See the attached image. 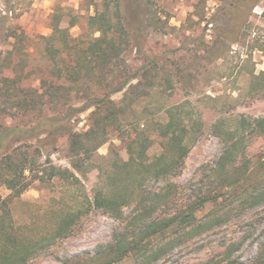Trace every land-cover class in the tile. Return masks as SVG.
<instances>
[{
  "label": "rangeland",
  "instance_id": "obj_1",
  "mask_svg": "<svg viewBox=\"0 0 264 264\" xmlns=\"http://www.w3.org/2000/svg\"><path fill=\"white\" fill-rule=\"evenodd\" d=\"M150 1L160 12L161 20L166 21L163 30L144 28V14L135 8L136 0H121L120 3L125 24L137 26L140 30L134 39L140 51L134 48L126 57L130 68L134 69L142 64L143 59H148L155 61L159 70L155 71V85L150 95L137 105L136 112L141 116L137 128L143 129L151 140L147 160L153 161L163 152L164 139L158 132L159 124L166 120V107L180 105L178 109L190 117L185 120L188 129L195 121L200 127L186 139L189 150L179 172L167 177L146 176L141 186L130 181H120L115 186L117 181H108L106 177L111 162H123L128 158L123 130H131V137L134 134V118L128 111L119 128L110 127L106 131V141L90 159H84L83 173L70 166L66 134L59 137L54 146H49L47 152L40 155L36 166L39 172H25L32 176V180L22 193L11 198L10 190L0 186V197L8 202L18 234L37 240L41 245L29 259L30 264H103L107 257L96 255L97 251L104 250L114 233L124 231L125 224L136 210L149 206L154 200L157 209L148 219L162 218L177 209L183 210L197 196L214 190L218 176L213 166L224 142L212 131L213 123L223 120L226 126L232 127L240 116L252 119L264 115V78H256L264 70V0H245L238 6V13L226 0ZM100 2L0 0V27L12 26L19 35L17 41L8 37L0 44L1 58L9 51L13 52L9 54V60L0 65V75H18L22 88L37 86L41 77L54 80L52 63L45 52L46 41L42 37L51 32V26L57 20L61 28L69 27L71 36L83 37L87 33L86 18L94 12L95 6H100ZM233 14L247 20L237 34L231 33L228 42L223 33L228 29L225 22ZM71 21L73 25H69ZM223 47L220 56L215 57ZM20 59L23 60L21 67L16 66ZM164 76L172 87L159 84ZM131 82L135 83V80ZM120 97L121 92H118L112 98L118 101ZM71 98L81 100L84 97L71 92ZM45 112L50 114V111ZM90 113L91 108L72 116L71 130L86 131L94 118ZM37 117L21 118L30 123ZM3 120L10 122L8 118ZM245 134L243 154L237 157L235 166L246 162L251 168L244 177L247 188L260 187L264 185V166L261 165L264 138L247 131ZM51 165L70 170L77 179H49L47 174ZM34 174L43 178L33 177ZM118 186L129 193V203L122 211L125 218L116 219L100 208L85 210V198L91 197L94 191L100 188L114 191ZM157 193H166V196L158 198ZM79 208L81 213L68 231L63 236H53L62 214ZM213 211H217L221 218L218 223L194 227L207 220ZM263 243L264 201L249 207L241 205L239 199L232 201L228 197L218 203H207L197 210L194 224L180 225L150 237L146 250L147 253L156 252L153 256L157 258L148 264H198L206 260H216L220 264H247ZM232 247L234 249L228 255ZM136 261L134 255H128L111 264H136Z\"/></svg>",
  "mask_w": 264,
  "mask_h": 264
},
{
  "label": "trees",
  "instance_id": "obj_2",
  "mask_svg": "<svg viewBox=\"0 0 264 264\" xmlns=\"http://www.w3.org/2000/svg\"><path fill=\"white\" fill-rule=\"evenodd\" d=\"M100 1V6H95L94 12L86 18L87 33L83 37L71 36L69 27L61 28L58 20L52 24L51 32L42 37L46 41L45 52L52 63L54 80L41 77L37 86L22 88L18 75H0V186L10 190L11 198L18 196L30 185L32 176L26 175L25 172L38 173L36 166L40 155L47 152L49 146H54L57 139L64 134L67 138L70 166L76 172L83 173L84 159H90L92 153L106 141V131L110 127L119 128L120 121L128 111L134 118L133 136H130L131 130H123L128 158L123 162H111L106 170V177L108 181H117L114 182L115 186L120 181H130L141 186L146 176L158 178L177 174L189 150L186 139L194 135L200 127L195 121L191 124L192 128L188 129L185 120L190 117L178 109L180 105L174 108L166 107V120L159 124L158 132L164 139L163 152L153 158V161L147 160L151 140L144 134L143 129L137 128V120L141 116L136 112L137 105L150 95L155 85V71L159 70L155 61L148 59H143L138 67L130 68L126 57L134 48L140 51L138 44L134 43L135 35L140 30L137 26L125 24L121 0ZM226 1L233 5V9L238 13V6L245 0ZM136 2L135 8L143 11L142 22L146 30L165 29L166 21L161 20L160 12L153 8L150 0ZM246 20L243 16L233 14L232 18L225 22L228 29L223 36L228 42L231 40V33L237 34L241 27L245 26ZM73 24V21L69 22V25ZM8 37H14L17 41L19 35L12 26L0 27V44ZM224 48L215 57H219ZM11 53L13 52H7L3 58L0 54V65L9 60ZM22 65L23 60H18L16 66ZM260 77L264 78V70L256 78ZM162 79L159 83L161 86L168 84L166 76ZM132 80H135V83H132ZM167 87L172 86L168 84ZM71 92L82 94L84 98L70 99ZM118 92H121V97L115 101L112 97ZM89 108L91 116H94L90 127L84 132L71 130L69 123L72 116ZM10 109L13 111H9ZM45 111H50V114ZM33 115L38 117L30 123L21 118ZM3 118H8L10 122H4ZM236 123L232 127L226 126L223 120L212 124V131L224 142L213 166L214 173L218 176L214 190L197 196V199L187 204L183 210L177 209L162 218L148 219L157 209L154 200L149 206L136 210L125 224L124 231L114 233L111 241L103 247L104 250L97 251L96 255L104 254L107 257L103 264L122 261L128 255L135 256L136 264H148L157 259L153 256L156 252L147 253L148 239L180 225L184 227L194 224L196 211L207 203H218L230 197L232 201L239 199L241 205L255 207L264 201V185L247 188L244 177L246 171L249 173L251 169L248 164L241 162L235 166L237 157L243 154L242 145L246 131L264 138V115L252 119L240 116ZM261 165L264 166V160ZM49 167V179H77L73 172L66 168H56L53 165ZM37 175L34 174L33 177L43 178ZM128 196L126 189L120 186L114 191L100 188L94 191L91 197L85 198V210L91 207L100 208L120 220L125 218L122 211L129 203ZM165 196L166 193H157L158 198ZM80 213V208L64 212L56 224L53 236H63ZM220 219L218 212L213 211L207 220L194 227H209ZM40 246L37 240L18 234L12 223L8 202L0 197V264H30L29 259L39 251ZM233 249L232 247L228 250V255ZM198 264L220 262L206 260ZM247 264H264V243L254 259Z\"/></svg>",
  "mask_w": 264,
  "mask_h": 264
}]
</instances>
